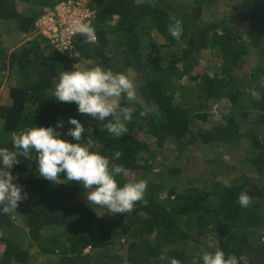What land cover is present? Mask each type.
I'll return each instance as SVG.
<instances>
[{
    "label": "trees",
    "instance_id": "trees-1",
    "mask_svg": "<svg viewBox=\"0 0 264 264\" xmlns=\"http://www.w3.org/2000/svg\"><path fill=\"white\" fill-rule=\"evenodd\" d=\"M60 1L23 0L30 8L23 13L17 0H0V89L4 74L17 70L24 77L8 85L4 95L0 93V148H12V131L55 127L58 121L64 125L56 129L60 138L77 143L66 134L74 127L67 123L69 117L76 118L89 131L91 150L109 159L120 151L115 163L129 171H143L137 179L123 175L116 179L121 185L146 180L148 203L138 202L132 212L113 214L110 219L86 202L87 190L78 183H53L40 177L33 153V160L21 158L11 169L19 176L14 183L34 194V203L24 218L26 230L16 218L23 217V201L16 212L0 214V264L30 263L27 239L33 240L41 254L58 257L56 264H161L158 257L164 249L181 264H203L199 246L208 233L217 245L210 252L220 248L226 256L234 254L238 264H264V88L260 86L264 0H181L180 4L155 0V7L137 6L134 0H91L96 41L86 44L83 36H75L73 52L79 55L72 58L55 49L36 27L45 9H54ZM218 3L232 6L233 13L216 16L213 10ZM176 20L183 27L179 40L169 33ZM150 28L162 39L153 37ZM18 34L32 40L9 52L5 38ZM43 42L46 51L41 50ZM204 48L220 55L211 57L212 74L194 62L195 54ZM253 52L257 60L248 69L245 65ZM83 59L90 61L85 69L101 66L124 74L134 70L144 82L138 85L136 112L126 125L129 131L119 138L101 132L102 122L80 114L76 103L55 100L60 74L78 70L76 64ZM254 87L261 92L259 101L251 96ZM224 98L230 102L227 111L220 114L217 124L210 123V102ZM153 103L159 115L142 117L141 105ZM198 123L202 127L194 129ZM246 136L250 145L242 162L250 173L223 183L211 180L210 190L174 185L164 193L161 180L183 175L188 147L218 145L223 149ZM171 140L174 145L169 144ZM221 156L218 150L207 160L213 177ZM225 182L231 187L226 188ZM245 190L252 203L242 208L238 197Z\"/></svg>",
    "mask_w": 264,
    "mask_h": 264
},
{
    "label": "clouds",
    "instance_id": "clouds-1",
    "mask_svg": "<svg viewBox=\"0 0 264 264\" xmlns=\"http://www.w3.org/2000/svg\"><path fill=\"white\" fill-rule=\"evenodd\" d=\"M134 3L137 6L151 4L155 7V0H134ZM94 31L90 23H76L75 33L83 36L86 44L96 41ZM182 32L180 20L169 27L170 35L176 40L180 39ZM260 86L264 88V77L260 80ZM53 94L57 102H74L78 105L77 111L80 114H87L101 121V132L106 131L113 138L128 133L126 125L132 121L133 113L136 112L134 105L138 102L133 79L101 66L63 71ZM251 96L259 101L261 92L254 87ZM141 107L142 117L159 115V108L154 103L142 104ZM67 123L74 127H69L66 134L77 143L60 138L61 133L56 129H63V121H58L55 127L35 126L10 133L12 148H0V214L16 212L19 203L28 198L23 186L14 183L19 176H14L11 169L21 162V158L33 160V153L40 177L53 183H64V180L78 183L87 190L85 199L90 206L106 208L109 214H128L138 202L147 206L146 180H128L121 185L116 179L121 175H129L128 169L114 162L120 159L122 153L116 151L109 159L100 152L91 150L89 145L93 140L85 135L86 129L82 122L69 117ZM84 141L86 143H82ZM137 163L142 165L143 160L138 158ZM224 186L231 187L228 182ZM238 203L242 208H247L252 203V197L246 190L239 194ZM201 258L203 264H238L234 254L226 256L220 248H216L214 252L205 251ZM158 259L161 264H181L177 258L168 256L167 249L161 251Z\"/></svg>",
    "mask_w": 264,
    "mask_h": 264
},
{
    "label": "rangeland",
    "instance_id": "rangeland-1",
    "mask_svg": "<svg viewBox=\"0 0 264 264\" xmlns=\"http://www.w3.org/2000/svg\"><path fill=\"white\" fill-rule=\"evenodd\" d=\"M184 1L189 2L191 0H184ZM17 2H20L19 3L20 9L22 10L23 13L29 12L30 10L29 5L25 4L23 0H17ZM175 3L180 4L182 2L181 0H176ZM235 3H237V1H235ZM226 5H227L226 3H218L215 6V9L213 11L216 14V16L221 17L223 15H228V14L233 13V10H234L233 7L229 5L226 6ZM45 10L48 11L50 9L46 8ZM116 19L117 17H115L114 20L112 21L113 24L116 23ZM150 34L153 37H156L157 40L162 39L159 33L156 30H153L152 28H150ZM15 35L10 36L9 38L8 37L5 38V43H6L5 46L9 52L16 49L19 45L26 43V41L32 40V37L22 38L21 35L18 34L17 37L15 38L14 37ZM12 43L15 44V46H13ZM46 46H47L46 42H43L41 45V50L46 51ZM68 55H69V58H72V57H77L79 54L78 52L72 51L71 53H68ZM195 55H196V59L194 60V62L198 63L201 67L204 66L206 68L207 73L212 74L213 73L212 63L214 64V62H213V59H211V57L215 56V57L220 58L219 53L217 51H214L213 49L204 48L200 52L196 53ZM256 60H257L256 55L255 54L251 55L250 59L247 61L245 65L246 68L250 69V66L252 64H255ZM88 65H90V61L88 59H83L81 60V62L76 64V68L78 70H83ZM125 70L126 69H124V72H126ZM125 74L128 75L129 78L133 79L134 84L137 89V93H139L138 85H140L141 83L142 84L144 83L141 81V78H139V75L134 70H129ZM22 77L19 75L17 70L12 71V73L9 72L6 76L4 74L0 93H3L4 89L8 85L11 86L12 83H17L19 81H22L23 80ZM188 83L189 82H187L186 84ZM229 105H230V102L226 98H224L220 102L211 101L210 102V112H211L210 113V123L217 124L220 114L225 113L227 111L226 107ZM197 127H202L201 123L193 125L194 129H196ZM85 135L88 136L89 132L88 133L85 132ZM168 142L170 145L175 144L173 140L168 141ZM82 143H86V141ZM248 145H250V139L246 136L242 138L241 140H238L235 146L233 147L229 146L223 149H221L220 146L218 145L217 146L211 145V147L208 145L207 146L201 145L199 146V149H194V148L192 149L188 147L187 151L184 153L185 154V164H184L183 175H181L180 177L170 178L168 180H164V179L161 180V182L164 181V184H165L164 193H167L171 189V187L174 185H176L180 189L187 188L192 185H197V186H202V188L210 190L212 187L211 180L220 181L223 183L224 181L234 179L235 177H239L241 174L250 173L249 167L244 166L242 162V159L245 157L244 150L247 149ZM218 150L222 154L221 156L222 162L219 163L218 169L214 171V177H213L212 175L213 166L207 160L209 157L215 156V153L218 152ZM163 169L165 171L164 173H166L167 168L163 166L162 170ZM142 173H143L142 170H135V171L132 170V171H129V175L127 177L137 179L140 177ZM23 202H24L23 217L19 215V216H16V218L18 217L20 218L19 220L20 222L17 221V223H19L18 226L21 229L26 230L27 224L25 223L24 218L25 216H27V214L29 213V211L31 210L33 206L34 194L28 193V198L24 200ZM99 208L100 210H102L101 212H103L104 216H109L110 219H114L113 214L108 215L107 213H105L104 209L106 208H101V207ZM49 233H51V231ZM49 233H46V236L49 235ZM56 236L59 237L61 236V234L59 233ZM213 237L210 236V233H208V236H205V238L202 239V241L200 242L201 244L199 246L202 253H204L205 251H212V249L217 246L216 241L214 240ZM25 247L30 249V253L32 256L30 259L31 261L30 263L28 262V264H56L58 261V257L56 256H51L48 254L46 255L41 254L39 247L33 243V240L31 242V240L27 239L25 241ZM87 251L89 250L87 249L86 252Z\"/></svg>",
    "mask_w": 264,
    "mask_h": 264
},
{
    "label": "built area",
    "instance_id": "built-area-1",
    "mask_svg": "<svg viewBox=\"0 0 264 264\" xmlns=\"http://www.w3.org/2000/svg\"><path fill=\"white\" fill-rule=\"evenodd\" d=\"M91 0H61L52 10L39 18L36 27L50 43L63 53L74 49L73 39L77 22L90 23L95 11L90 7Z\"/></svg>",
    "mask_w": 264,
    "mask_h": 264
}]
</instances>
